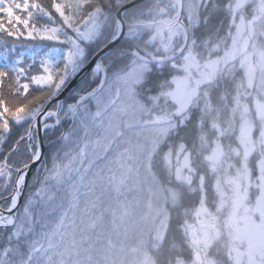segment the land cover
Here are the masks:
<instances>
[{"label": "snow or ice", "instance_id": "1", "mask_svg": "<svg viewBox=\"0 0 264 264\" xmlns=\"http://www.w3.org/2000/svg\"><path fill=\"white\" fill-rule=\"evenodd\" d=\"M150 12L149 0H0V264H70L102 222L105 194L120 193L117 170L136 157L118 142H129L125 125L143 105L131 90L114 92L108 76L125 49L147 54L131 42L144 39L138 28ZM223 195L190 227L197 264Z\"/></svg>", "mask_w": 264, "mask_h": 264}, {"label": "rangeland", "instance_id": "2", "mask_svg": "<svg viewBox=\"0 0 264 264\" xmlns=\"http://www.w3.org/2000/svg\"><path fill=\"white\" fill-rule=\"evenodd\" d=\"M149 1L151 12L140 23L138 32L145 44L155 37L151 47L159 54L142 49L152 58L174 54L176 61L170 64L178 69L177 74L161 82L158 93L150 96L152 109L141 107L136 112L130 121L134 125L132 129L125 125V139L129 142L118 143L122 149L133 151L136 158L126 161L127 166L117 170V175L123 173L125 177L120 193L109 189L105 194L102 222L94 231L85 233L87 238L81 239L75 251L77 254L79 251L99 252L95 264H107L118 256L123 257L126 249L125 261L129 264L128 247L136 255L133 264H154L145 248L143 251L136 241L144 236L146 227L154 223L155 228L160 229L155 232V238H161L166 223L163 195L156 190L155 184L148 183L149 180L147 187L137 182L142 177L148 178L151 157L159 155L158 144L176 117L186 112L205 85L229 75L233 82L231 103L227 104L224 94L216 100L206 96L195 146L199 164L213 177L214 206L209 208L215 211L219 207L221 190L222 199L226 201V206L216 213L218 220L206 251L200 250V264H220L211 253L214 245L227 249L231 264H264L260 255L264 252V0H231L228 7L232 23L230 32L223 37L210 34L203 41L192 38L187 30L189 24L196 23L201 0ZM165 29L162 36L161 31ZM128 63L125 70L109 77V86L114 85V92H134V87L143 80L147 66L133 63L132 67ZM124 119L129 120L128 117ZM162 156L178 181L190 183L189 173H194L195 168L189 150L176 146L173 151L169 147ZM123 199L126 201L119 205ZM200 207L193 209L182 226L192 258L178 264H197V249L190 243L189 230L200 227L196 218ZM230 219L239 222L241 232L226 222ZM238 235H242L243 240H238ZM80 261L87 264L83 258Z\"/></svg>", "mask_w": 264, "mask_h": 264}, {"label": "trees", "instance_id": "3", "mask_svg": "<svg viewBox=\"0 0 264 264\" xmlns=\"http://www.w3.org/2000/svg\"><path fill=\"white\" fill-rule=\"evenodd\" d=\"M150 2L151 1H149V4ZM230 4L231 0H201L198 5L196 23L187 26L189 35H191L192 38L203 41L207 38L206 36L210 34H213V36L217 34L216 36L218 37H223L228 34L232 24L229 21L228 7ZM207 32L209 33L207 34ZM131 43L140 48H144L145 44L143 40H136ZM145 50L151 53L154 52L151 46L149 49ZM137 54L138 53L129 55L128 50L125 49L124 59L117 61L116 66L108 76V81L113 73L122 70L128 62L132 64V67L136 63L145 64L148 69L144 74L143 80L134 87V94L142 102L143 107L148 110L153 108L152 105L150 107V96L156 95L160 90L161 82L167 81L176 75L178 69L168 62H138ZM145 56L151 57L150 55ZM130 57H132V59L129 60ZM175 61H173V63ZM2 63L3 61H0V64ZM123 70H125V68ZM223 77L205 85L199 94L193 98L186 112L183 113L181 117H176V120L172 123L171 129L162 142L158 144L157 149L160 151L159 155L156 153L151 157V171L147 172L149 174L148 178L145 179L142 177V179L137 182V184H143L147 187L146 181L149 180L148 183L155 184L156 190L163 195L162 205L164 208V215L166 216V223L161 231L162 234L160 233L161 238H155V232H159L160 229L157 227L155 228L154 223L153 225L147 226L144 236L137 238L136 241V245L141 246L143 251L145 248V252H147L154 264H178L179 261H183L184 263L189 262L192 258V252L183 234L182 226L185 220L191 217L195 207L199 205L203 206L204 203L211 208L214 206L212 189L213 177L211 178L207 169L199 164L198 157H196L195 146L198 134L201 130L206 96L211 100H216L217 96L219 98L221 94H224V99L227 101V104L230 105L231 103L233 82L230 80L229 75ZM67 96H71V92H69ZM176 146H183L192 154V164L195 170L194 173H189L192 176L190 183L183 184L178 181L173 169H169L163 161L162 152L164 153L165 149H169V147H172L174 151ZM47 151L48 147L45 145V152ZM151 175L153 176L152 178ZM203 197L206 198L203 199ZM123 201L126 200L123 199L120 201L119 205L123 203ZM87 252L88 251L81 253L79 251V254H77V251L74 250L69 257L70 264L71 261L80 260L81 258L87 260V264H95L96 256L97 254L100 255V253H95V251L93 252L92 250L88 252V254ZM127 253H129V264L136 262V255L131 253L128 247ZM211 253L220 264H231L228 251L225 247L214 245L211 248ZM125 254L126 249L123 252V257L118 256L114 261L108 263L106 261V263L128 264V261H125Z\"/></svg>", "mask_w": 264, "mask_h": 264}, {"label": "water", "instance_id": "4", "mask_svg": "<svg viewBox=\"0 0 264 264\" xmlns=\"http://www.w3.org/2000/svg\"><path fill=\"white\" fill-rule=\"evenodd\" d=\"M173 55H170V56H166V57H163V58H160V59H157L155 60L154 62H163V61H170L173 59ZM138 59L141 60V61H144V62H150V59L148 58H145L143 56H140L138 55ZM68 94V93H67ZM41 135H43V133H41ZM44 151H45V146H44ZM34 168L36 167V165L33 166ZM32 173L29 174V176H31Z\"/></svg>", "mask_w": 264, "mask_h": 264}]
</instances>
